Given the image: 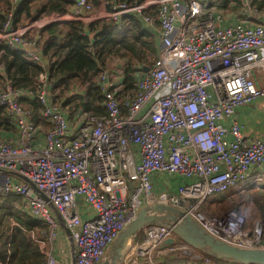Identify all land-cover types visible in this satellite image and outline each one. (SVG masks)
<instances>
[{"label": "built area", "instance_id": "obj_1", "mask_svg": "<svg viewBox=\"0 0 264 264\" xmlns=\"http://www.w3.org/2000/svg\"><path fill=\"white\" fill-rule=\"evenodd\" d=\"M217 1L207 7L202 0H146L131 6L110 0L108 11L95 13L89 0H68L66 14L24 26L9 15L0 43L40 66L41 50L29 34L49 24L112 20L121 25L125 15H137L147 26H158V57L148 72L138 73L132 98L120 101L117 76L100 72L106 115L67 119L44 66L35 92L24 93L10 82L0 91V105L18 133L16 142L0 138V196L21 197L23 211L43 222L52 239L61 225L59 215L78 251L75 264H105L119 234L150 204L181 211L229 245L264 249L261 220L249 227L234 209L213 215L203 207L212 197L242 189L251 171L264 166V140H246L236 122L224 125L238 109L264 103V11L255 0H237V12L219 10ZM25 94L42 105L47 130L31 121L32 112L21 102ZM254 175V183L263 181ZM176 176L186 180L177 192L156 191L157 178L166 183L165 177ZM142 233L125 264H214L208 257L200 263L158 261L155 253L175 238L173 231L154 225ZM178 247L168 253L190 248Z\"/></svg>", "mask_w": 264, "mask_h": 264}, {"label": "trees", "instance_id": "obj_2", "mask_svg": "<svg viewBox=\"0 0 264 264\" xmlns=\"http://www.w3.org/2000/svg\"><path fill=\"white\" fill-rule=\"evenodd\" d=\"M90 1L97 6L99 2L108 4L110 0ZM118 1L131 6L140 5L146 0ZM254 2L258 9L264 11V0ZM218 3L221 10L237 12L239 9L237 0H219ZM69 6L71 3L68 0H21L16 6L13 0H0V33L4 31L11 13L15 16V23L21 26L30 18L36 21L42 15H64ZM146 13L153 15L152 11ZM29 35L37 43L44 60L49 63L53 93L60 108L71 119L79 111L106 115L99 75L102 70H109L115 60L122 61L124 65L118 99L132 98L136 92L138 73L152 67L160 51L155 29L147 26L137 15H125L121 25L112 20L53 23L35 29ZM42 70L43 66L33 63L23 53L13 51L4 42L0 43V91L10 82L15 89L24 93L35 92L37 74ZM21 102L32 112L31 120L36 125L47 126L41 117L42 105L35 95L28 97L25 94ZM13 131H16L15 124L7 109L0 105V132ZM0 138L3 139L2 133ZM252 202L256 207L255 220L259 218L264 223V195L254 194ZM23 205L21 197L0 196V262L6 263L8 260V264H49L46 251L40 245V242L47 240L49 231L40 220L23 211ZM140 234L138 241L141 242L144 236ZM204 257L210 258L214 264H230L207 255ZM179 258L186 259L180 254L169 259L176 261Z\"/></svg>", "mask_w": 264, "mask_h": 264}, {"label": "crops", "instance_id": "obj_3", "mask_svg": "<svg viewBox=\"0 0 264 264\" xmlns=\"http://www.w3.org/2000/svg\"><path fill=\"white\" fill-rule=\"evenodd\" d=\"M202 1H204V3L206 4L207 7H211L210 5L214 1L216 2V0H202ZM90 2L93 4V1H90ZM217 2H219V0ZM93 5L95 7V13H102V12H106L109 10L107 2H99V4L97 6L95 4H93ZM217 8L219 10H221L219 3L217 5ZM70 14H73V8H71ZM42 16H44V15H42ZM33 21L34 20H32V18L27 19V20H25L24 25L31 23ZM36 21H38V20H36ZM24 25H21V26H24ZM152 28H154L155 33L158 34V26L156 23L154 24V26ZM43 59H44V57H43ZM43 64H44L43 66H44L45 70L47 72H49V63L44 60ZM147 68H150V67H147ZM145 69L143 71H145ZM109 70L113 72L114 76L118 70L123 71V73H122V81H123L124 65H123L122 61L115 60V62H113L110 65ZM120 76H117V77H120ZM118 81H119V83L122 84V82L120 81L119 78H118ZM53 90H54V88H53ZM61 111L65 114L67 119H69L70 121H76V120L80 119L83 114H87V113H82L79 111L78 115H76V117L71 119L68 117V114L64 109H62ZM235 122L242 127V132H243L246 140H251V139H262V140H264V103L262 101H257L251 105H247V106H244V107L238 109L236 111L235 115L231 119L224 122V125L229 127L230 125H232ZM36 126L39 127L43 131H45L49 128L48 125L44 126V125L37 124ZM0 133H2L3 140H11V141L16 142V139L18 138L17 129H16V131H13V132H4V133L0 132ZM41 136H43V135H41ZM228 139L230 141L234 140V138L232 136H228ZM254 174H257V175L263 177V181L261 183H254L253 182L254 181L253 178L255 176ZM165 181H166V183L164 181L160 180L159 178H157L156 183H155V188H156L157 192H160L162 190H166V191L170 190L173 192H177V188L182 186L183 184H185L186 180L181 178V177L176 176V177H165ZM261 187L264 188V166L256 167L251 171L249 180L246 183L242 184V189L243 188L245 189L244 191L241 189V187H236L230 191L232 192V194L234 193V195H237V197L239 199H244L243 203H245L246 200L248 201L249 198L252 197L256 193L263 195V193L260 190ZM229 192H227V193H229ZM227 193L220 195L219 197L210 198L204 204V206H203L204 210H206L210 214L219 215L221 213L223 214V212H226L230 209H234V210L238 211L239 213L243 214L244 216H246L247 226L251 227L252 222L255 220V218H254L255 213L254 214L247 213L245 211L244 204H240L241 202H239V199L235 200L233 202L234 203L233 207H235V208L229 207V209L224 211V208H223L224 205L221 204V202L224 201L223 199L228 197L227 198L228 202L232 201V199H233V196L227 195ZM254 207H255V205H254ZM88 215H91V213H89ZM86 216L87 215H84V214L82 215L83 218H85ZM257 219H259V218H257ZM44 226L46 229H48L49 236L45 242L44 241L40 242V245L43 249H45L46 254L48 256V259H49V262L51 259L54 258L55 260H57L59 262L58 264H75L78 251H77V248L75 247V245L73 244L70 235L67 233V231L63 227V225L62 224L60 225L57 237L55 239H52L51 230L48 227H46L45 224H44ZM57 238L59 241H58V244L56 245V249L58 246H61L60 251L52 248V242L54 240H56ZM177 244H179V247H180V244H184V243L176 241L172 245H169L166 243L161 245V247L155 253L156 260H158V261H170L169 258L172 256H177V254L184 256V253H182L183 251H181V252L179 251L177 253L174 252L172 254L168 253V249L172 246L177 245ZM184 246H186V245H184ZM189 249L191 250L192 248H189ZM178 261H186V260H178ZM8 263H9L8 260L6 263L0 262V264H8Z\"/></svg>", "mask_w": 264, "mask_h": 264}, {"label": "water", "instance_id": "obj_4", "mask_svg": "<svg viewBox=\"0 0 264 264\" xmlns=\"http://www.w3.org/2000/svg\"><path fill=\"white\" fill-rule=\"evenodd\" d=\"M148 71L149 68H146L145 72ZM57 216L70 235L62 218ZM154 225H163L173 231L175 238L168 240L166 244L181 241L193 250L230 264H264V249H245L224 243L211 236L190 216L163 204H150L139 211L111 246L109 260L105 264H125L126 254L132 243L146 227Z\"/></svg>", "mask_w": 264, "mask_h": 264}, {"label": "rangeland", "instance_id": "obj_5", "mask_svg": "<svg viewBox=\"0 0 264 264\" xmlns=\"http://www.w3.org/2000/svg\"><path fill=\"white\" fill-rule=\"evenodd\" d=\"M233 14H236V13H233ZM44 62V61H43ZM46 63V62H45ZM122 73H123V71H121V70H118L117 72H116V74H115V77L116 76H120V77H117V79L119 78L120 79V81L122 82ZM227 195H232L233 196V199H232V201H227V198H224L223 200V202H221V204H223L224 206H223V208H224V211H226L227 209H229V207H232V208H235V207H233V202L235 201V200H238L239 198L237 197V195H234V193L232 194V192L230 191L229 193H227ZM217 197H219V196H217ZM253 197V196H252ZM252 197H250L249 198V200L246 202L245 201V203H243V200L244 199H239V202H241L240 204H244V207H245V211L247 212V213H252V214H254L255 212H256V207H254V203L252 202ZM224 213V212H223ZM222 214V213H221ZM246 217V216H245ZM247 219V218H246ZM140 235H144V234H140ZM58 238L56 239V240H54L53 242H52V248L53 249H55V250H61V246H58L57 247V249H56V245L58 244ZM180 247H182V248H184V249H186V247L183 245V244H180ZM187 252L185 253V252H182V253H184V256L186 257V259H181V258H179V259H177V260H186V261H191V262H194V263H200V261H201V259L204 257V254L203 253H200V252H195L194 250H190V249H187L186 250ZM184 256H182V257H184ZM52 257V256H51ZM53 258V257H52ZM109 260V254L107 255V257H106V262ZM176 260V261H177ZM59 262L57 261V260H55L54 258L53 259H51V264H58Z\"/></svg>", "mask_w": 264, "mask_h": 264}]
</instances>
